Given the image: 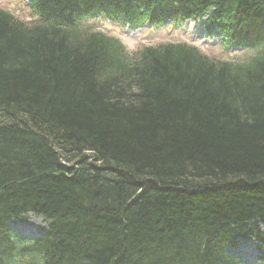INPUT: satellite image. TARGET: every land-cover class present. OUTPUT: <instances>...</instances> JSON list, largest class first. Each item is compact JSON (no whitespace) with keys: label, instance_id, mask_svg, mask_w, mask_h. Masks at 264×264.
Here are the masks:
<instances>
[{"label":"trees","instance_id":"1","mask_svg":"<svg viewBox=\"0 0 264 264\" xmlns=\"http://www.w3.org/2000/svg\"><path fill=\"white\" fill-rule=\"evenodd\" d=\"M184 1L152 5L165 15ZM198 1L243 28L262 12V0ZM53 28H14L0 11V264L5 245L30 264H238L221 249L236 232L264 250V86L231 92L227 68L185 45L128 55L97 34L71 46L75 32ZM127 168L148 188L166 179L185 190L126 191ZM27 211L52 223L23 248L6 224Z\"/></svg>","mask_w":264,"mask_h":264},{"label":"bare ground","instance_id":"2","mask_svg":"<svg viewBox=\"0 0 264 264\" xmlns=\"http://www.w3.org/2000/svg\"><path fill=\"white\" fill-rule=\"evenodd\" d=\"M47 2L51 6L56 7L57 9H60L61 7L64 8L66 6V4H65V6H63V2L64 1H61V0H47ZM226 77H227V75H226ZM228 77H229V79L232 80V81L227 80V82L230 83V85L233 87V89H232L233 91H231V92L241 94V93H243V91H248L247 87L245 85H237L235 83V81H234V79L237 78V77H243L241 67H239L238 65H235L233 67V69L231 70L230 74L228 75ZM101 80L102 79L100 78V79L97 80V82L100 83V84H104V82H101ZM130 80H131L130 82L132 83L133 87H135V90L139 91V89H140L139 82H135L134 81L135 78H133V77ZM248 92H246V93L249 94ZM258 92H256V93L258 94ZM235 96H237V94H235ZM57 151H58V153H60L59 152L60 149H58ZM63 158H65V157H63ZM63 158L60 156L58 161H57V162H59L60 165H64V166L70 165V166H75V167L78 166V163H77L76 159H74V158L67 159L66 158V160H65ZM97 163H98L99 166H101L103 168L104 163H101L100 161H97ZM103 169H105V168H103ZM120 170H121V172L123 173V175L126 178V183L128 185V189L126 191H130L133 187H138L139 185H143V183H141L139 180H137V182H136V180L133 178V175L135 174V172H133L132 170H130L128 168L127 169H120ZM55 173H56V168H55ZM126 174H129V178L127 177ZM64 175H67V173L65 172ZM143 188H145L146 191H149V193H152V194L153 193H157V194L159 193L160 194L161 192H166V191H168V192H179V191L185 190V187L183 185L179 184L177 181H169V180H166V179L161 180V182L158 183V185L153 187V188H155L154 191H153V188L151 189V187L148 188L147 186H144V185H143ZM75 191L77 193H81V195H83L85 198L87 197V192L86 193L82 192V189H81L80 186L77 187ZM133 196H135V198H137V193H135V195H133ZM77 198L79 200L80 195L77 194ZM13 221L16 222V223L17 222H23L24 219H23L22 215H19ZM22 225L23 226L19 225L20 234L21 235L28 234L30 231L32 232L35 229V225H31L28 222L27 223H23ZM50 226L51 225H42L40 227L41 228L40 229L41 233H40V236H39V240L43 239L44 237H47L48 232H50ZM180 241L181 242H185V243H187V244H189L191 246H195L197 243L201 242L200 237L198 235L192 236V238H189L186 235H183L181 237ZM209 254H210V252L206 254V257H208ZM204 255H205V253H204ZM241 257H243V256H241ZM223 263L224 264H229L227 259L225 261H223Z\"/></svg>","mask_w":264,"mask_h":264},{"label":"rangeland","instance_id":"3","mask_svg":"<svg viewBox=\"0 0 264 264\" xmlns=\"http://www.w3.org/2000/svg\"><path fill=\"white\" fill-rule=\"evenodd\" d=\"M1 4L5 5V0H0ZM168 38L170 39V32L169 34H167V31H163V32H156V30H151L150 28H145V30L143 32H139V33H135V37L132 38L131 40H129L130 46L133 44V42L137 39H144V40H148L150 39L151 41H158L161 39H165ZM196 42L200 43L202 46H205L206 44H208L207 40L205 39H195ZM30 223L31 225H35L37 226L40 223V217L37 216H33V215H28V219L25 221V223ZM243 241V240H240ZM242 243L246 244V241H243Z\"/></svg>","mask_w":264,"mask_h":264}]
</instances>
